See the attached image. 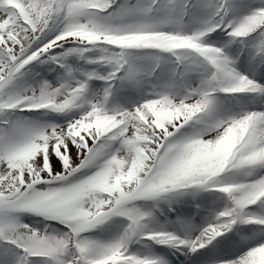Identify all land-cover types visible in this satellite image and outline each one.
<instances>
[{
  "label": "snow or ice",
  "instance_id": "obj_1",
  "mask_svg": "<svg viewBox=\"0 0 264 264\" xmlns=\"http://www.w3.org/2000/svg\"><path fill=\"white\" fill-rule=\"evenodd\" d=\"M0 264H264V0H0Z\"/></svg>",
  "mask_w": 264,
  "mask_h": 264
}]
</instances>
